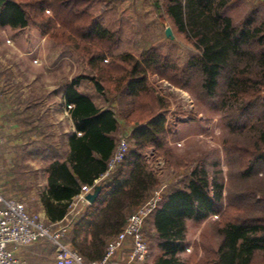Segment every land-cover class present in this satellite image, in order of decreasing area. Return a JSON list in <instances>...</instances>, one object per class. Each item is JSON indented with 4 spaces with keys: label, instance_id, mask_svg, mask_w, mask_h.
I'll return each instance as SVG.
<instances>
[{
    "label": "trees",
    "instance_id": "obj_1",
    "mask_svg": "<svg viewBox=\"0 0 264 264\" xmlns=\"http://www.w3.org/2000/svg\"><path fill=\"white\" fill-rule=\"evenodd\" d=\"M107 2L0 0L2 26H32L54 43L73 48L91 70L98 72L102 83L96 80L97 89L115 99L110 107L101 108L78 89L82 77L67 85L66 101L73 106L70 114L82 135L73 133L65 158H56L47 166L49 185L41 195L48 221L57 223L67 216L83 185L101 188L98 198L75 219L63 238L88 261L105 256L109 242L122 231L129 216L160 187L161 179L147 161L148 148H155L174 170L187 169L191 164L169 146L173 132L166 127L167 105L149 86V71L180 87L188 86L192 77L200 74L206 98L213 97L224 80L222 100L236 101L240 110L253 114L262 107L258 120L250 127V144L246 147L236 137H230L225 148L236 161L244 155L250 157L248 165L242 167V181L257 166L264 167V21L257 13L232 25L221 12L227 0H155L157 11L163 10L189 41H197L199 51L182 67L154 48L140 57L117 54L120 29L106 24V6L96 12L97 6ZM34 114L23 118L27 121ZM123 121L131 127V147L117 169L95 185L107 172ZM39 142L38 146L42 144ZM189 178L181 181L183 188L169 187L146 220L144 233L160 248L154 264H189L177 257L186 218L202 219L216 212L221 214L217 233L222 241L218 250L212 251L213 256L200 264H264V188L251 186L245 192L233 193L223 208L222 182L214 181L215 193L211 197L205 169H191Z\"/></svg>",
    "mask_w": 264,
    "mask_h": 264
},
{
    "label": "rangeland",
    "instance_id": "obj_2",
    "mask_svg": "<svg viewBox=\"0 0 264 264\" xmlns=\"http://www.w3.org/2000/svg\"><path fill=\"white\" fill-rule=\"evenodd\" d=\"M108 1L107 5L102 3L97 6L96 12L106 6V24H114L120 29L117 54L132 53L140 57L141 53L154 48L164 58L185 67L190 57L199 51L197 41L196 44L189 41L163 10L157 11L155 0ZM221 12L224 18L231 20L232 25H239L250 13H257L259 20L264 21V0H227ZM47 13L52 15L50 9ZM167 28H171L173 38L166 36ZM148 76L154 94L167 105L166 127L173 132L169 137V146L191 162L187 169L174 170L155 148L146 150L147 161L161 179L158 191L163 193V197L169 187L183 188L185 184L181 181H188L191 169L196 168L199 172L205 169L209 174L211 197L215 193L214 181L223 183V199L220 202L223 208L232 200L233 193L245 192L251 186L264 188V167L257 166L252 175L242 181L239 178L242 167L248 165L250 157L244 155L236 161L225 148V142L230 137H236L246 147L250 144V127L258 120L262 107H257L253 114L252 111L240 110L236 101L222 100L226 89L224 80L217 93L206 98L203 79L198 77L200 74L194 75L192 82L184 87L150 71ZM79 77L82 78L77 87L82 93L101 108L112 105L115 101L113 95L104 94L96 87V80L101 82L98 72L91 70L87 61L73 48L54 43L32 26L13 28L0 24V112L10 115L12 108H19L28 111L24 117L35 113L29 122L40 130L33 131L26 139L36 138L53 149L50 154L38 150L45 157L37 156L23 163L22 170L27 176L38 170L39 182L43 180V171L49 160L65 158V138L72 132L73 119L63 95L67 85ZM122 101L127 102L125 97ZM36 102L38 106H35ZM129 131L131 127L124 121L120 122L118 143L128 136L131 147ZM57 149L58 153L55 152ZM19 199L26 203L30 211L36 210L32 193ZM220 218L219 212L202 219L186 218L184 240L179 242L180 251L177 253L182 262L200 264L213 256L212 251L218 250L222 241L217 233ZM147 240L150 246L147 259L151 263L160 254V248L154 239Z\"/></svg>",
    "mask_w": 264,
    "mask_h": 264
},
{
    "label": "built area",
    "instance_id": "obj_3",
    "mask_svg": "<svg viewBox=\"0 0 264 264\" xmlns=\"http://www.w3.org/2000/svg\"><path fill=\"white\" fill-rule=\"evenodd\" d=\"M1 121V114H0ZM3 139L0 137V158ZM130 148L128 136L117 144L114 155L108 163L105 175L95 181V185L106 179L125 159ZM94 186L83 185L80 193L73 199L67 216L57 223H47L38 212H32L26 203L7 197L0 187V264H24L18 254L23 246L35 244L40 240L52 241L55 245V264H109L112 258L131 245L129 261H143L147 258L150 246L144 233L146 220L163 200V193L155 190L149 201L134 211L122 231L107 246L101 260H86L70 243L63 238L70 232L75 219L84 212L83 205H91L86 199Z\"/></svg>",
    "mask_w": 264,
    "mask_h": 264
},
{
    "label": "crops",
    "instance_id": "obj_4",
    "mask_svg": "<svg viewBox=\"0 0 264 264\" xmlns=\"http://www.w3.org/2000/svg\"><path fill=\"white\" fill-rule=\"evenodd\" d=\"M63 98L64 103L66 104V106H68L70 111V108H72L73 106H69L67 104L66 92L63 95ZM27 112L28 111L24 112L23 109L21 110L19 108H12L10 114L11 116L8 114V112H0V137L3 139L0 158V187L7 197L19 201H22L19 198H23L25 195H29V193H32L34 208L36 209L33 212L40 213L43 219L47 223H50L41 201V195L47 190L49 185L46 168L52 162V160L48 161V164L43 171L42 182L38 181L37 168V171H32V174L27 176L25 175L26 172L24 173V171L22 170V166H24L23 163L28 159H34L37 156L45 157L44 155H41L38 150H42L41 152L50 154L52 153L53 149L51 148V146H46L42 141L41 142L43 144L38 146L34 142H38V140L33 137L27 141L28 137L31 136V133L33 131H36L38 129L40 130L39 127L29 122V120H24L23 117ZM72 125V132L65 138V152L69 150L68 140L70 136L75 132H77L78 135H82V132H79L77 130L74 120ZM58 151L59 150L57 149V151L55 152L58 153ZM83 207L85 211L88 206L84 204ZM130 250L131 245L128 244L123 250L118 251V253L112 258L109 264H154L155 258L157 257L156 255L151 263H148L147 258L144 261H129L128 256ZM18 254L22 259L25 260L24 264H55V245L52 241L49 240H40L35 244L20 247L18 249Z\"/></svg>",
    "mask_w": 264,
    "mask_h": 264
},
{
    "label": "water",
    "instance_id": "obj_5",
    "mask_svg": "<svg viewBox=\"0 0 264 264\" xmlns=\"http://www.w3.org/2000/svg\"><path fill=\"white\" fill-rule=\"evenodd\" d=\"M166 36L173 38V34H172V30L171 28H167L166 29ZM101 192V188L100 187H96L93 192L87 194L86 199L90 202L93 203L98 196L100 195Z\"/></svg>",
    "mask_w": 264,
    "mask_h": 264
}]
</instances>
